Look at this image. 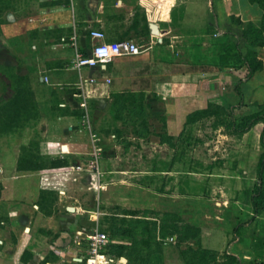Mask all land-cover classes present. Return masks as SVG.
Masks as SVG:
<instances>
[{
  "label": "crops",
  "instance_id": "obj_1",
  "mask_svg": "<svg viewBox=\"0 0 264 264\" xmlns=\"http://www.w3.org/2000/svg\"><path fill=\"white\" fill-rule=\"evenodd\" d=\"M6 2L9 5L4 37L10 48L0 50V65L13 67L19 76L29 78L36 102L47 104V110L38 106L35 120L46 122L41 128L46 131L44 143L54 146L55 142L66 140L67 144H60L61 149L34 150L48 158V162H64L63 167L52 168L49 163L43 170L19 171L22 149H16L14 162L5 165L10 174L4 177L6 189L0 198V205L7 204L6 209L0 211V264H80L75 258L85 256L87 249L86 242L78 245V235L95 229L101 231L106 228L105 222L111 220L119 223H112L115 240L106 250L107 258L111 259L108 264H186L178 235L171 236L173 243L166 239L160 249H156L160 239L157 229L166 215L177 216L183 225L200 227L202 249L223 255L234 230L223 227L222 215L215 220L214 211L208 217L207 207L200 206V199H192L185 192L162 194L158 189L134 181L138 179H134L137 175L132 173L141 170V155L147 150L152 155L157 149H100L99 165L103 174L99 200L104 208L118 206L121 214L94 209L93 203L87 204L89 196L83 200L75 194L70 180L76 166L89 170L85 168L98 150L91 149L90 138L103 136L101 120L113 107L109 102L113 79L122 87H129L131 83L125 81L127 76L136 78L149 73L150 86H141L138 82L134 86L144 94L148 90L158 91L165 102L163 113L169 134L178 136L180 125L184 126L187 116L192 114L190 104L181 97L183 95L170 96L162 90L171 86L174 90L185 89L193 75H201L205 79L199 84L197 99L191 104L197 106L194 111H201L207 106L202 96L213 91L221 75L212 63L180 60L179 44L191 35L214 40V36L225 31L236 32L240 27L259 24L264 15V0H22V6H16L15 0ZM152 24L158 26V41H155ZM91 30H102L106 43L132 40L144 52L118 57L108 67L79 70L74 64L75 56L78 53L90 55L97 43L91 38ZM256 51L263 62L264 45ZM260 73L264 74V69L250 81ZM92 78L97 80L96 84L86 82ZM56 86L63 89H55ZM178 95L179 98L175 97ZM83 97H86L87 109L80 106L85 101ZM67 107L70 109L63 113ZM80 112L85 115L79 116ZM83 122L89 132L83 128L76 131ZM43 177L66 179L61 181L64 186L54 199L48 195L54 194L57 187L43 190L40 180ZM83 178V189L88 190L91 175ZM93 199L92 195L91 201ZM192 206H197V210H192ZM123 209L133 211L125 213ZM209 218L211 221H207ZM107 234L110 237V232ZM142 236L146 238L143 241ZM137 251L141 254H134Z\"/></svg>",
  "mask_w": 264,
  "mask_h": 264
},
{
  "label": "rangeland",
  "instance_id": "obj_2",
  "mask_svg": "<svg viewBox=\"0 0 264 264\" xmlns=\"http://www.w3.org/2000/svg\"><path fill=\"white\" fill-rule=\"evenodd\" d=\"M15 2H17L16 6H22V0H15ZM8 5L9 3L6 0L0 2V50L9 47L4 37L7 22L5 13ZM245 28V26L240 27L238 31L241 32ZM179 46L181 47L180 58H182L180 60L185 62L200 60L211 63L215 57L216 46L214 41L208 37L191 35L185 37ZM261 58L264 62V51H262ZM246 75L247 71L245 69L221 71L220 80L217 81L213 91L205 96L201 95L205 97V103H207L206 108L201 110V113L205 112V115H199L197 121L193 123H188L187 116L184 126L180 125V134L175 137L169 134L170 129L166 121L167 118L163 113L165 102L160 99L161 96L158 91L148 90L144 94L139 91L140 88L134 86L137 82L142 84L141 86H150L152 76L149 73H143L141 77L136 78L134 75L127 76L125 81L131 83L129 87H122L117 83V80L113 79L110 84V89L113 90L109 92L111 95L109 102L112 103L113 107L110 108L107 115H104L103 121L101 120L100 131H102L103 136L90 138V146L93 147L91 149H95V146L97 149H157L153 150L152 155L149 150L141 155L140 159L143 160L139 161L142 164L140 166L141 170L132 173V175H137L134 179L138 180L134 181L143 184L145 187L151 186L155 190L158 189L162 194L185 192L192 196V199H200V206L207 207L206 212L210 214L208 217L214 214V211L217 216L213 215V219L217 220L218 215H222L224 228H233L234 230L239 223L244 224L242 229L244 242L241 243L237 240L235 252L250 249L257 237L264 236V211L259 217L253 218L251 203L252 193L256 185L260 183L258 164L262 154H264L262 143L264 124L262 121L257 123L244 135L233 134L229 127V105L236 106L242 102V109L236 110L238 114L241 111L257 112L259 107L256 105L264 104V74L256 75V78L252 81L247 79ZM19 77L21 76L15 68L0 65V198L2 191L6 189L3 186L4 177L10 174L5 165L14 162L17 157V154L15 155L16 149H22V151L24 149H61L60 144H67L66 140H59V142H55L54 146L49 142L44 143L46 131L41 130L46 123L44 120L38 122L35 119L20 124L15 122L11 125L9 121L14 114L12 102L16 91L19 89L18 87L24 85ZM239 78L245 80L240 86L243 98L235 91V85ZM204 79L201 75H193L187 88L182 90L176 88L174 90L171 86V89L162 90V93L170 96L175 93L183 95L181 97L190 104L191 113H195L194 109L197 106L191 104L197 99L195 96L198 86L202 84ZM175 97L179 98V95ZM226 97L228 99L227 103L223 101ZM141 103L145 105L147 123L142 117L132 115L134 109L140 111L139 106ZM37 104L43 110L48 109L47 104L44 102ZM68 109L70 108H64L63 113H66ZM118 110L122 112L123 119L118 120L116 118ZM78 115L84 116L85 114L80 112ZM101 118L102 116H98V119ZM115 118L116 120H114ZM92 123L93 121H91ZM80 126H77L76 131L83 128L89 132L86 123L83 122ZM161 138L172 139L169 143L171 146L162 142ZM101 157L99 153L91 157L89 167L85 168L89 169L88 171H83L82 167L76 166L74 168L75 172H72L76 176L72 174L70 181L73 183L72 187L75 194L82 196L83 200L89 196V200L86 199L87 204L93 203L94 209L109 210L111 214L118 215L122 212L118 206H112L110 209L104 208L99 200L100 178L103 174L99 165ZM42 158L45 166L55 162V160L48 162V158ZM92 174L97 176L98 183H94L90 178L88 182L89 191L83 189V181L85 180L83 177ZM64 179L63 177L61 181ZM40 180H42L43 190L57 187L54 194L48 195L52 199L56 194H59V189L64 186V183L55 178L43 177ZM92 195L95 198L93 201H91ZM223 200H227V202L223 203ZM6 206L7 204L0 205V211L5 210ZM197 208V206H192V210H197ZM132 211L123 209L125 213H131ZM157 217L161 219L162 216L158 214ZM207 221H211L210 218ZM116 222L119 223L117 220L106 221L105 230L101 229L100 231L106 234L107 231L110 232L109 246L115 240L112 235V223ZM163 224L164 222L157 229L160 232V239L156 242L158 243L156 249H160L166 239L169 243H173L169 240L171 234H178L171 231L167 235H162L161 227ZM176 225L179 228L182 227V221H177ZM155 230H152V232L154 233ZM231 234L233 236L231 240H233V231ZM141 239L143 241L146 238L142 236ZM179 246H183L182 249L184 248L187 251L186 260L191 264H233L226 252L221 255L217 252L204 250L196 241L185 242V244L180 242ZM105 254L107 255V253ZM134 254L141 253L137 251ZM108 260L111 259L108 258ZM257 261L260 262L261 259L256 260L254 257L249 256L244 258V264H259ZM140 264L144 263L141 262Z\"/></svg>",
  "mask_w": 264,
  "mask_h": 264
},
{
  "label": "trees",
  "instance_id": "obj_3",
  "mask_svg": "<svg viewBox=\"0 0 264 264\" xmlns=\"http://www.w3.org/2000/svg\"><path fill=\"white\" fill-rule=\"evenodd\" d=\"M215 39L214 45L216 46L215 57L212 66L216 67L219 71H224L226 69L240 70L245 69L247 71V79L253 77L258 71L263 69V62L258 59L257 48L264 45V15L259 24L248 25L243 31L236 32L225 31L221 35L214 36ZM22 81V87L15 93V98L13 99L12 109L13 116L10 121L11 125L15 122L18 124L23 122H29L35 120L38 117V104L35 99L34 92L29 87V78L19 77ZM243 79H238L235 85L236 93L243 98V92L240 89ZM225 103L228 102L227 97L223 99ZM144 102V101H143ZM243 103L239 105H229L230 113L229 118V127L232 130L233 134L244 135L249 132L257 123L263 122L264 124V104L256 105L259 107L257 112H245L241 111L236 113L237 109H242ZM139 110L132 112V115L140 116L147 123L146 109L144 103H141ZM205 115V112L196 111L188 115V123H193L197 121L198 116ZM116 118L123 119L122 112L119 110L116 113ZM162 139V142L169 145L172 139ZM262 143L264 145V129L262 133ZM171 146V144L169 145ZM35 149H24V153L20 156L18 161V170L19 171H39L46 168L43 158L36 154ZM65 163L62 161H55L51 163L52 168H60L65 166ZM258 177L260 183L256 185L252 197L251 203L253 207L252 216L253 218L259 217L264 211V189H263V180H264V154H262L259 164H258ZM92 181L97 182L96 175H91ZM164 219V224L161 227L162 235H167L169 232L174 231L175 235H178V238L181 242L187 241H196L199 244V237L201 234V228L194 224H185L182 227L176 225L177 221H180L175 215H166ZM167 223V224H166ZM244 224L239 223L233 231L234 239L231 240L226 248V255L230 258L233 264H244V258L254 257L256 260L261 259L259 264H264V236L257 237L250 249H244L242 251H236L237 240L238 242H244L242 237V229ZM174 234H171L173 236ZM190 250V249H189ZM182 255L186 260L187 251L182 250ZM186 264H191L186 260Z\"/></svg>",
  "mask_w": 264,
  "mask_h": 264
},
{
  "label": "built area",
  "instance_id": "obj_4",
  "mask_svg": "<svg viewBox=\"0 0 264 264\" xmlns=\"http://www.w3.org/2000/svg\"><path fill=\"white\" fill-rule=\"evenodd\" d=\"M91 38L96 40L97 43L93 45V49L90 55L84 56L83 54L78 53L74 58V64L76 68L81 70L83 67L89 68H103L107 65L113 63L115 59L122 56H137L144 52L143 48L139 46L132 40L106 43L105 33L102 30H91ZM46 82H49V79H45ZM96 79L92 78L90 82L96 84ZM110 83V80H107ZM55 89H63L62 86H56ZM82 97V94H81ZM85 101L81 102L80 106L83 109H87L88 103L86 97H83ZM95 149L97 147L95 146ZM100 149L94 152V155H98ZM78 245H81L82 242H86V255L83 257L75 258L76 262L80 264H108V258L106 250L109 245V236L104 232L95 230L89 234H80L78 235ZM171 242L174 241V238L169 239Z\"/></svg>",
  "mask_w": 264,
  "mask_h": 264
},
{
  "label": "water",
  "instance_id": "obj_5",
  "mask_svg": "<svg viewBox=\"0 0 264 264\" xmlns=\"http://www.w3.org/2000/svg\"><path fill=\"white\" fill-rule=\"evenodd\" d=\"M151 29H152V32H153V34H154V36H155V41H158L159 39H158V35H159V29H158V26L156 25V24H152L151 25ZM64 149H66V147H64Z\"/></svg>",
  "mask_w": 264,
  "mask_h": 264
},
{
  "label": "bare ground",
  "instance_id": "obj_6",
  "mask_svg": "<svg viewBox=\"0 0 264 264\" xmlns=\"http://www.w3.org/2000/svg\"><path fill=\"white\" fill-rule=\"evenodd\" d=\"M160 35V34H159ZM67 149V148H66Z\"/></svg>",
  "mask_w": 264,
  "mask_h": 264
}]
</instances>
